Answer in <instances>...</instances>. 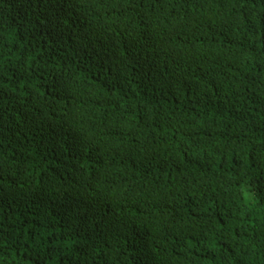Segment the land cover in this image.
<instances>
[{
	"label": "trees",
	"instance_id": "1",
	"mask_svg": "<svg viewBox=\"0 0 264 264\" xmlns=\"http://www.w3.org/2000/svg\"><path fill=\"white\" fill-rule=\"evenodd\" d=\"M0 264H264V0H0Z\"/></svg>",
	"mask_w": 264,
	"mask_h": 264
}]
</instances>
